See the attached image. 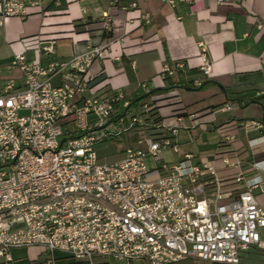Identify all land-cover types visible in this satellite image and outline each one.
<instances>
[{"label": "built area", "instance_id": "built-area-1", "mask_svg": "<svg viewBox=\"0 0 264 264\" xmlns=\"http://www.w3.org/2000/svg\"><path fill=\"white\" fill-rule=\"evenodd\" d=\"M42 1L0 0V27L11 17L26 18ZM162 1L174 7L176 1L192 0ZM118 2L111 0L113 5ZM129 7L137 9V4L131 2ZM150 21V14L142 13L128 18L127 24ZM99 22L103 32L112 31L108 14ZM114 41L112 36L89 43L84 52L60 60L54 57V41L26 38L25 50H33V57L24 51L11 60L22 85L9 79L0 90L3 263L16 262L12 249L29 247L39 248L46 257L28 264H58L56 253L79 264H96L97 257L148 264H172L184 258L238 264L248 248H264V206L254 194L255 189L264 190V123L250 120L216 128L227 143L240 129L259 133L248 140L252 156L246 164L235 150L215 154L220 166L236 169L228 180L190 153L150 168L148 158L158 163L166 149L178 152L175 137L180 129L196 128L206 122L204 114L232 111L244 101L188 113L174 90L122 113L120 107L129 106L122 92L92 90V64L108 56ZM202 47L199 67L208 78L212 65ZM42 54L47 56L45 62ZM186 68L183 61L164 63L160 74L171 77ZM59 76L60 83H54ZM192 83L201 85L197 79ZM162 105H169V112L154 124ZM152 125L165 135L157 139L147 134L145 127ZM135 128L138 136L120 159L99 160L97 143ZM152 172L156 176L149 179ZM229 182L235 184L232 190L224 188Z\"/></svg>", "mask_w": 264, "mask_h": 264}, {"label": "crops", "instance_id": "crops-1", "mask_svg": "<svg viewBox=\"0 0 264 264\" xmlns=\"http://www.w3.org/2000/svg\"><path fill=\"white\" fill-rule=\"evenodd\" d=\"M54 2L55 5L59 4V0H43L38 9H33L37 11L34 12V17H37L34 24H29L30 18L21 20L11 17L0 27V90L9 79H13L17 87L22 85L21 73L11 66V60L15 54L24 51L28 58L33 57V50H25L26 38L54 41V57L67 59L84 52L89 43L98 44L106 39L99 22L106 13L112 19L111 32L115 41L108 56L96 59L92 64L91 72L95 75L92 90L95 94L120 91L124 96L131 97L162 88L168 77L160 74L162 65L183 61L187 65L186 70L170 77L171 80L181 81V85L153 94L146 101L177 90L188 113L213 111L236 97L244 101L243 106L232 111L204 114V129L200 126L180 129L175 141L181 144V135L188 138L182 142L184 149L179 151L178 148L176 153L166 149L162 162L148 158L149 167L173 163L190 153L195 161L215 166L219 177L228 180L236 169L220 166L215 162L216 153L235 150L243 164L251 160L252 149L248 140L259 136L257 130L240 129L235 139L227 143L216 128L225 123L241 125L250 120L264 123V103L256 101L260 97L256 93L264 90V0H229L223 4L217 0L176 1L174 7L162 0H119L115 5L111 0H66L64 7L51 12L50 7ZM131 2L137 4V9L129 7ZM38 11L41 14H37ZM142 13L150 14V23L127 24L128 18L138 17ZM202 45L212 65L208 78H203L199 67ZM41 60L45 62L47 56L42 54ZM195 79L201 84L204 80L209 83L202 88L195 87L192 83ZM60 81V76L54 79L56 84ZM144 82L146 88L140 86ZM131 109L125 111L120 107L124 113ZM169 109V105H162L159 116H165ZM185 122L188 123V120ZM137 136L138 128L130 131L127 137L130 144ZM202 136H206V139L199 143ZM192 143L197 146L191 148ZM234 187L235 184L230 182L224 185L228 190ZM254 194L264 206V190L255 189ZM29 248H16L11 252L17 249L27 251ZM12 257L22 264L42 261L34 256L29 257L27 253ZM55 258L58 264H79L59 253ZM109 260L113 259L97 257L95 263L110 264ZM113 261L114 264H148L140 259ZM0 264H3L1 257ZM172 264L225 263L184 258ZM238 264H264V248H248L241 253Z\"/></svg>", "mask_w": 264, "mask_h": 264}, {"label": "rangeland", "instance_id": "rangeland-1", "mask_svg": "<svg viewBox=\"0 0 264 264\" xmlns=\"http://www.w3.org/2000/svg\"><path fill=\"white\" fill-rule=\"evenodd\" d=\"M65 3H66V0H59L58 5H55V2H54L50 7V11L52 12V11H55L57 9H60L61 7H64ZM34 12H37V11H32L26 18H24V19L30 18L29 24H34V22L37 20L36 19L37 17H34L35 16ZM37 14H41V12L38 11ZM24 19H21V20H24ZM21 22H23V21H21ZM182 92H184V90H182ZM205 125L206 124L203 123L200 125V127L204 129ZM129 134H130L129 131H125L120 135L114 136V138L111 140L97 143L96 144V151H97L99 160L101 162H112V161L118 159L119 157H121L123 155V150L125 149V147H127L130 144V142L127 139ZM186 139H188V138H186L185 136H182V135L179 136V140L181 142V144H178L179 151H182L184 149V145H182V142H184V140H186ZM205 139H206V136H202L198 141L200 143V142L205 141ZM190 141H192V139ZM192 144L193 145H191V148H193L196 145V143H192ZM155 176H156V173L152 172L148 175V178L152 179ZM11 253L14 257L16 255H22L24 253H27V255L29 257L34 256V257H37V259L39 258V260H43L46 257V255L43 252H41L39 250V248H29L27 251L24 249H17ZM55 255H57V253ZM18 262L19 261H16L14 264H22V262H19V263ZM31 262L32 261H30V263ZM109 262H110V264L115 263L113 260H109ZM26 264H28V263H26Z\"/></svg>", "mask_w": 264, "mask_h": 264}, {"label": "trees", "instance_id": "trees-1", "mask_svg": "<svg viewBox=\"0 0 264 264\" xmlns=\"http://www.w3.org/2000/svg\"><path fill=\"white\" fill-rule=\"evenodd\" d=\"M112 36H113L112 32H107V33L104 34L105 38H109V37H112ZM165 80H166L167 83L162 88H155V89H153L151 91H148V92H145V93H141V94H138V95L135 94V95H133L131 97L125 96V99H127L129 101V106L127 108H125V111L128 110L129 108H132V110L138 109L141 106V104L144 101L148 100L153 94L165 92L167 90L176 88V87L181 85V83H180L181 81L171 80L170 77H166ZM207 83H209V81L208 80H204L199 88L204 87ZM262 95H264V93H262L260 95H257V96H260V97H258L259 99H257L256 101H259L260 104L264 103V101L260 100V99H264V96H262ZM230 101L231 102H236V101L239 102V101H242V99L240 97H236L235 99L230 100ZM122 113H124V111ZM156 113L157 112L154 111L153 115H155ZM160 120H161L160 116H155L153 118V123L155 124V123L159 122ZM145 132L147 134H149V135L154 136L157 139H159V138H161L162 136L165 135L164 132L159 129V127H156V126H153V125L145 127ZM113 138H114V136H109V137L105 138L103 141H108V140H111Z\"/></svg>", "mask_w": 264, "mask_h": 264}]
</instances>
